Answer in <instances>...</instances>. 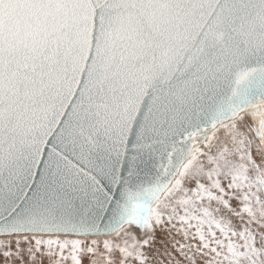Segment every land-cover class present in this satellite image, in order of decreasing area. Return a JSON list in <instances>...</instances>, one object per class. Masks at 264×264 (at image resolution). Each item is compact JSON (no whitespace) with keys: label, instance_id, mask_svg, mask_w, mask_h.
Segmentation results:
<instances>
[{"label":"snow or ice","instance_id":"snow-or-ice-1","mask_svg":"<svg viewBox=\"0 0 264 264\" xmlns=\"http://www.w3.org/2000/svg\"><path fill=\"white\" fill-rule=\"evenodd\" d=\"M0 264H264V0H0Z\"/></svg>","mask_w":264,"mask_h":264}]
</instances>
